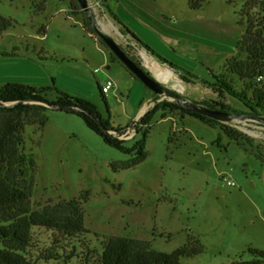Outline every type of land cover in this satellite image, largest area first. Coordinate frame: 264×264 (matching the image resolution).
I'll use <instances>...</instances> for the list:
<instances>
[{
	"label": "rangeland",
	"instance_id": "1",
	"mask_svg": "<svg viewBox=\"0 0 264 264\" xmlns=\"http://www.w3.org/2000/svg\"><path fill=\"white\" fill-rule=\"evenodd\" d=\"M35 1L0 0V16L9 21L0 33V86L8 82L55 85L92 101L112 127H131V133L141 126L142 117L136 116L143 100L152 101L149 94L157 103L174 102L170 95L157 94L139 78L135 80L92 26L93 35L80 26L81 16L72 12V5L81 12L78 0H46L41 11ZM92 1L99 7L98 14L95 11L99 26L105 24V31L128 55L143 63L142 46L128 38L113 18V3ZM216 1L228 6L226 18L242 17V28H246L248 18L240 16L246 0ZM85 11L84 24L89 29L93 18L87 14L92 12ZM258 14H264L259 5L250 19ZM227 65L225 60L214 71L237 89L244 88L249 80ZM173 71L184 86L176 90L188 99H218L209 85L184 81L183 67ZM158 78L169 89L177 82ZM207 78L213 81L211 75ZM108 80L115 85L103 93ZM56 96L53 90L46 93L49 100ZM224 100L231 113L241 117L220 121L239 132V141L218 125L161 107L149 121L145 158L136 146L142 131L124 139L123 146L129 149L124 150L106 142L76 112L48 107L42 111V125L34 123L36 109L24 113L16 143L19 155L35 159L34 176L30 168L28 176H20L18 163L9 154L0 157L4 170L21 185H32L33 209H58L60 215H72L66 207L72 198H78L83 208L82 227L76 217L58 222L60 229L34 227L28 256L36 264H98L104 237L122 236L165 252L198 239L202 251L183 256L180 264H264V121L248 115L239 99L226 95ZM3 106L13 105L0 103ZM8 118V112H0V128ZM9 212L0 204L1 214ZM65 225L79 227L81 232ZM4 247L0 238V248ZM51 255L54 258L49 259Z\"/></svg>",
	"mask_w": 264,
	"mask_h": 264
},
{
	"label": "trees",
	"instance_id": "2",
	"mask_svg": "<svg viewBox=\"0 0 264 264\" xmlns=\"http://www.w3.org/2000/svg\"><path fill=\"white\" fill-rule=\"evenodd\" d=\"M207 1L209 0H188V3L192 9H199ZM45 3L46 0H36L34 4L37 6L36 9L41 11ZM258 5L264 12V0L245 1L242 7L243 10H240V16L244 15L248 18L247 26L237 43L236 54L226 59L227 66L232 69L233 72L249 80L245 83L244 88L237 89V87L228 81L225 76L216 73L212 69L210 70V75L213 77V81L208 78H202L185 69L181 77L184 81L188 82L199 80L209 85L218 95V99H212L211 101L204 100L202 102L196 101L197 103L232 114L230 104L226 103L224 100L226 95H231L245 104L248 108V115L264 121V84L260 85V82L264 78V14H258L253 20L250 19V16ZM75 11L76 9H74L72 5V12L78 13V11ZM112 16L122 24L113 12ZM241 18L242 17H240L239 22L243 25ZM85 23H87V21H85ZM7 24H9V21L0 16V33ZM122 26L125 34H130L132 40L158 56L159 59L166 63L171 69L178 71L181 68L176 63L157 54L155 50L138 38L129 28L123 24ZM88 30L91 32L93 31L91 25ZM99 40L102 39L99 37ZM242 55H246V57L243 59L241 57ZM112 57L114 59H119L113 52ZM130 57L138 64H141L132 56ZM135 78L138 77L135 76ZM50 90L56 92V99L49 100L46 97V93ZM0 100L13 105L0 107V112L5 111L9 113V118L3 122L0 128V157L4 159L8 154L12 155L11 157L18 163L20 176H28L30 168L33 177V168L36 164L35 159H27L26 155L18 154L16 143L18 138H20V133L24 124L23 114L31 109H36L37 119L34 123H39L40 125L44 123L45 118V114L42 113V111L44 112L48 107L76 112L84 118L87 125L92 130L101 134L106 142L120 149L129 150L123 146L124 139L114 138L108 133L109 130H116L119 134H122L128 127L118 129L112 127L109 120L103 119L95 103L79 96L72 95L55 85L36 87L21 82H8L0 86ZM42 103H47L49 106ZM161 107L171 108L172 110L176 109L180 111L182 115L186 113L194 115L210 125L220 126L235 140L239 141L240 139V134L236 129L222 123L220 120L187 109L176 102L163 100L156 103V105L140 119L139 122L141 126L134 125L137 126L138 132H143V137L136 144V146L140 148L142 158L146 157L145 146L149 133L148 125H150L149 121L151 115L156 109ZM236 112L244 113V111ZM144 125L146 128L143 129ZM2 162L3 160L0 159V204L4 205L10 212L7 216L0 213V238L3 239L5 243V247L0 248V264H36L27 254V247L30 246L32 240V229L36 226L60 229L61 226L58 225V222L72 220L75 217L79 221V226L82 227L83 208L81 201L78 198H72L67 202L66 207L72 212V215H60L58 209H47L44 211L33 209L31 205L32 185H21L15 179H12V176L9 175V171L4 170ZM4 213H6V211H4ZM65 226L69 228V230L73 228V232L75 233L81 232L79 227L70 225ZM68 233L71 234L70 231H68ZM103 243L104 246L98 264H180L183 256H191L202 251V246L198 239H194L193 243L189 242L171 252L158 251L153 249L145 241L122 236H106L103 239ZM52 258L54 257L51 255L49 259Z\"/></svg>",
	"mask_w": 264,
	"mask_h": 264
},
{
	"label": "crops",
	"instance_id": "3",
	"mask_svg": "<svg viewBox=\"0 0 264 264\" xmlns=\"http://www.w3.org/2000/svg\"><path fill=\"white\" fill-rule=\"evenodd\" d=\"M88 1L94 6V13L97 11L98 14L99 7H96V3ZM110 1L113 3V13L122 24L157 54L200 76L205 73L206 78L210 77V69L219 68L227 58L236 54L237 43L244 30L238 18H226L229 13L228 6H221L216 0L207 1L199 9H192L188 0ZM103 8L107 11V7ZM85 12L81 8V12L76 13L81 16L78 21L89 35H93L84 24ZM92 14L88 12L87 15ZM106 14L111 15L109 12ZM126 36L132 39L130 34ZM151 54L156 61L166 64L158 56ZM143 64L146 66L144 58ZM148 96V100L152 101L141 102L142 108L145 105L149 107L143 113L141 108L137 119L143 117L157 103L153 95Z\"/></svg>",
	"mask_w": 264,
	"mask_h": 264
},
{
	"label": "water",
	"instance_id": "4",
	"mask_svg": "<svg viewBox=\"0 0 264 264\" xmlns=\"http://www.w3.org/2000/svg\"><path fill=\"white\" fill-rule=\"evenodd\" d=\"M84 10H90L92 14L93 20L91 21V26L94 28V30L98 33V37H100L103 42L111 49V51L119 58L121 62L124 63V65L140 80H142L152 91H154L157 94H168L170 95L174 102L177 104L193 110L195 112L210 116L212 118L218 119V120H226L230 116H233L234 118H239L236 114H230L225 111H221L219 109H213L207 106H204L200 103H197L196 101H192L179 93L175 86L173 88H168L166 85H164L159 78L143 63L138 64L135 60H133L127 52L121 47V45L112 37L110 36L103 28L99 26V22L96 20V16L94 13V6L89 4L88 0H78ZM146 49V48H145ZM147 50V49H146ZM148 51V50H147ZM149 52V51H148ZM151 53V52H150ZM1 105H6V102H3L0 100ZM71 109V108H67ZM135 123L132 124V126Z\"/></svg>",
	"mask_w": 264,
	"mask_h": 264
},
{
	"label": "bare ground",
	"instance_id": "5",
	"mask_svg": "<svg viewBox=\"0 0 264 264\" xmlns=\"http://www.w3.org/2000/svg\"><path fill=\"white\" fill-rule=\"evenodd\" d=\"M111 26L113 24H110ZM103 30H106V25L103 24ZM140 54L145 60L146 66L158 77L165 81H170L171 79L177 81L174 86L178 89H183L184 86L181 84L180 77L166 64L160 63L155 60V57L148 52L144 47L140 48ZM148 105L142 108V113L148 109Z\"/></svg>",
	"mask_w": 264,
	"mask_h": 264
},
{
	"label": "built area",
	"instance_id": "6",
	"mask_svg": "<svg viewBox=\"0 0 264 264\" xmlns=\"http://www.w3.org/2000/svg\"><path fill=\"white\" fill-rule=\"evenodd\" d=\"M115 85L113 80H108L105 85L102 86V91L104 93H107L110 89L113 88V86ZM108 133L114 137V138H118V139H128V138H133L135 137L139 132L138 130L135 131L134 133H131V127H128L127 130L125 132H123L122 134H119L118 131L116 130H109Z\"/></svg>",
	"mask_w": 264,
	"mask_h": 264
}]
</instances>
